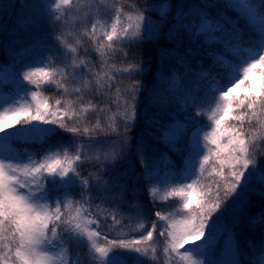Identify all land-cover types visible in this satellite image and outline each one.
Returning a JSON list of instances; mask_svg holds the SVG:
<instances>
[{
	"label": "snow or ice",
	"instance_id": "obj_1",
	"mask_svg": "<svg viewBox=\"0 0 264 264\" xmlns=\"http://www.w3.org/2000/svg\"><path fill=\"white\" fill-rule=\"evenodd\" d=\"M61 3L67 4L68 0H60V3L54 0L52 4L59 9ZM17 6L23 8L26 5H13V7ZM41 7L52 11L51 5H41ZM160 8L164 11L162 14L159 12L157 21L153 20L156 13L149 6L147 15L143 10L134 18L129 14L127 25L121 22L124 13L119 12L110 30L104 33L106 43L99 44L97 51L100 52L101 57H104L106 55L104 50L110 49L114 52V45L118 42L136 43L138 42L136 38L147 41L158 39L164 35V27L170 25L167 37L177 40V46L161 49V59L168 55L176 56L178 67L184 71L189 83L197 84V89L187 88L179 91L171 100L165 99L156 89L152 92V103L160 108V112L157 114L159 118L148 117L147 123L150 128L157 130L158 135L155 136V140L164 144L167 151L154 154L149 151L143 136H128V133L133 131L134 123L139 122L136 107L137 93L141 87L144 88V84L140 82L131 85L126 91L122 104L117 103L118 108H124L123 122L119 131L111 125L107 128H100L97 125L94 130L81 129L77 123L80 116L77 111H73L71 102L67 110L61 113L59 107L63 106L62 101L57 99L55 105L58 107L56 110H50L49 102L37 100L38 93L32 90L31 98L36 101L34 108L22 105L14 111L0 112V133H4L6 127L13 129L17 125L39 122L43 125H54L66 133L87 135L90 139L86 142V147L90 151L95 152L98 148L105 150L103 157L99 155L94 157L92 166L97 168L101 176L108 177L107 186L100 191V185L91 186L90 180L80 179L81 164L79 162L83 155L81 152H74L71 157L65 152L64 159L57 158L33 163L31 167L27 164H6L5 161L0 160V264H54L50 252L57 245L65 248L67 233L85 236L87 224L84 227L81 226L80 210H76L75 216H72L71 212H61L63 198L75 188L74 180L70 178L79 180L84 187L85 191L80 193L82 200L86 196L91 199L93 192H97L106 201H119L132 197L135 195V189L130 191L128 182L123 180L127 171L116 172V163H109V161H116L117 158L127 160L134 156L141 166L140 175L145 180L144 189L147 190L152 183H159V173L162 168L167 169L171 166L169 153L175 152L180 158H184L190 154L189 149L196 147L198 138L201 144V132L197 128L196 118L186 115L183 120L173 118L165 121L164 116L168 115V105L172 100L177 102L183 100L190 112L192 108L200 107L202 102L207 103L210 97L204 96L199 89L201 86L207 88L208 81L213 77L223 81L225 86L232 85L223 92L217 89L219 99L224 103L222 107L217 106V113L213 116L215 126L210 133L206 132L203 135V140L216 148V163L219 169L214 168L213 171L220 179L215 181V187L202 186L198 192L197 182L193 181L180 188H172L167 194L179 195L183 198V208L187 215L177 221L156 210L154 216L157 222L151 223L150 230L146 234H141L139 239H107L109 247H99L93 238L102 235V232L99 231L97 221H88V224L97 225L98 230L87 231V241L90 242L91 250L101 257L102 264L105 261L108 264H124L121 256L127 250L134 251L140 256L147 255L148 251L142 247V244L152 241L154 233L157 238L164 237L169 241L166 252L176 253L184 249L188 255L183 258L194 257L192 264H207L206 259L185 248L190 243L197 245L200 242H203L200 247L201 252L214 247L218 252L228 254L231 264H257L255 259L249 261L245 251L236 242L233 231L225 230L222 224L218 223V214L223 213L231 202L233 221L246 222L259 233L261 244L259 264H264V208L252 213L248 207L254 200L264 201V177L257 181V174L264 173V160L256 166V153L250 150L245 132L242 130L246 120L251 122V118L264 113V54L244 66L242 52L239 49L242 34L234 26L230 15V12L251 11L254 13L255 9L249 0H173L172 3L163 4ZM189 17L200 19L198 30L195 23H188ZM261 24L259 31L261 43H264V18L261 19ZM181 29L188 32L190 41L183 54L178 52L183 44V41L179 40ZM95 31L93 26V35ZM36 46L43 49L41 51L43 57L56 56V48L49 45L47 37L41 38ZM32 50L29 48L22 51ZM18 55L13 46L9 63L0 65V90L7 89L5 77L12 73ZM205 57H210L211 61L206 67H200L196 62L202 61ZM59 62L64 63V60L61 59ZM65 67L72 69L69 72L72 81L79 80L84 86L88 85L89 80L86 77L90 78L93 75L91 61L73 60L71 64H65ZM241 67H243L242 73ZM85 68L88 71H85ZM30 69L32 70L20 71L23 81L28 84L37 85L39 80L54 79V70L46 69L44 66ZM125 71L128 70L125 69ZM254 73H258V79H251V74ZM138 74L130 72L127 78L130 79ZM241 86H244L243 94L233 96L236 89ZM58 87L63 88L65 93L68 92L63 85L58 84ZM116 87L120 86L116 85ZM100 111H107V109H100ZM229 116L232 121L238 122L239 126L227 125L221 128L225 118ZM93 133L96 137L103 136V138L92 139ZM225 137L226 140L221 143ZM43 139L41 137L38 142H42ZM80 143L85 142L80 141ZM4 148L5 145L0 144V150ZM208 160L209 155L204 154L203 159L199 161L201 174L205 171L204 166ZM249 169H253L250 179ZM169 174L170 172L164 171L165 177ZM49 177H59L62 181L68 180L71 187L55 192L51 204L33 202L31 197L45 188V181ZM102 183L105 182L102 181ZM21 190H26L27 195L22 194ZM193 195L197 196L195 207H192ZM57 196L60 199H56ZM159 222H166L162 229Z\"/></svg>",
	"mask_w": 264,
	"mask_h": 264
},
{
	"label": "trees",
	"instance_id": "obj_2",
	"mask_svg": "<svg viewBox=\"0 0 264 264\" xmlns=\"http://www.w3.org/2000/svg\"><path fill=\"white\" fill-rule=\"evenodd\" d=\"M53 2L54 0H15L14 5L25 4L26 6L9 9V0H0V65L9 63L14 46L19 53L16 63L13 65V70L17 75L20 76L21 70L29 71L32 70L30 68L41 66L54 70V79L39 80L38 84L34 86L42 93L44 100L49 102L50 110H56L58 107L55 105L57 99L62 101L63 106L59 107L61 113L67 110L69 102H71L73 111H77L80 116L77 123L81 129L94 130L97 125L100 128H107L111 125L119 131L123 122L124 108H118L117 103H123L125 93L131 85L137 82L144 84V88L141 87L137 93L136 107L139 122L134 123L133 131L128 133V136H143L149 151L154 154L166 152L165 145L155 140V136L158 135L157 130L150 128L147 123L148 117L159 118L157 114L160 112V108L152 103V92L156 89L165 99L171 100L179 91L187 88L197 89V84L195 82L189 83L184 71L178 67L176 56L168 55L163 60L161 59V49L176 48L177 46V40L167 37L170 25L164 27V35L158 39L147 41L136 38L138 41L136 43L118 42L117 45H114V52L110 49L104 50L106 53L104 57H101L97 48L99 44L106 43L104 33L110 30L111 24L116 21L119 12L124 13L121 22L127 25L129 14L133 15L134 18L137 13L143 10L144 14L147 15L149 6H151V10L156 13L153 20L157 21L159 12L162 14L164 11L160 6L170 4L173 0H68L67 4L61 5L60 19L51 22L47 20V8L41 7V5L54 6ZM249 2L255 9L254 13L258 20L251 19L246 12H230L234 26L242 34L239 49L242 52L244 66L264 54V43H261L259 31L262 27L261 19L264 18V0H249ZM199 22L198 17H189L188 23L198 25ZM93 26L96 29L94 35ZM117 27L119 30V25ZM44 37H47L50 46L56 48V56L43 57L41 55L43 49L36 45ZM179 40L183 41V44L178 52L183 54L190 43L186 30H180ZM29 48L33 50L22 51ZM61 59L64 60V63L59 62ZM73 60L92 62L91 71L93 75L90 78L86 77L89 80L87 86H84L79 80L72 81L69 76L72 69L66 68L65 64H71ZM210 61V57H205L196 63L200 67H206ZM84 70L88 71L87 68ZM240 71L242 73L243 67L240 68ZM130 72L139 74L133 75L129 79L127 77ZM251 79H258V73L251 74ZM223 83V81L213 77L208 81L207 88L201 86L199 91L210 99L207 103L202 102L200 107L192 108L190 112L183 100L179 102L172 100L168 105V115L164 116V120L170 121L173 118L183 120L186 115H191L196 118L198 124H215L213 116L217 113V106L222 107L224 103L219 99V92L226 91L227 87L232 86L231 84L225 86ZM58 84L66 87L68 92L65 93L63 88L58 87ZM116 85L120 87L117 88ZM21 87L25 89L29 87V84L24 81ZM7 89L12 91L10 86ZM243 92L244 86H241V88L236 89L233 96L243 94ZM22 93L25 92L22 91ZM100 109H107V111H100ZM227 125L239 126L238 122L232 121L230 116L225 118L221 128ZM52 126L53 129L44 134L42 142H38L40 140L36 139H12V143L19 151L30 150L35 152L36 157H42L44 153L49 152L55 159H64L65 152L69 157L74 152H81L83 155L79 162L81 164L80 179L90 180L91 186L100 185L99 190L102 191L103 187L107 186L108 177L101 176L97 168L92 166V162L97 155L103 157L105 150L98 148L92 152L86 147V142L90 139L89 136L66 133L58 127ZM242 130L245 132L250 150L256 153L255 160L256 166H258L264 160V113L251 118V122L246 120ZM91 138L102 139L103 136L96 137L93 133ZM225 140L226 137L221 143H224ZM80 141L85 143H80ZM214 149L216 152V148ZM169 156L172 162L171 166L167 169L162 168L159 173V183H152L147 190L144 189L145 180L140 175L141 166L136 162L134 156L127 160L117 158L116 161H109V163H116V172L124 173L127 171L123 180L128 182L130 191L135 189V195L119 201H106L97 192H93L91 199L86 196L91 208L90 213L97 221L99 231L102 232L99 237L102 245L109 246L107 239L113 238L112 234L115 232V236L119 235V239H123L126 234L129 235L127 232L133 234L130 237L137 236L142 228L141 225H144L143 230H150L151 223L157 222V218L154 216L156 210H160L162 214H167L169 217L186 216L183 198L167 193L172 188H180L193 181L197 182V191L199 192L202 186L211 185L215 187V181L220 179L215 176L213 171L214 168L219 169L215 153L205 164L203 174L200 173L199 169L190 168L185 164L186 156L180 158L175 152L169 153ZM164 171H168L170 174L165 177ZM252 172L253 169H249V179ZM262 177H264V173H258L257 181L259 182ZM67 187L71 186L68 185ZM63 189L51 187L50 195L53 196L55 192ZM82 191H85L84 187L80 183H75L74 190L69 191L71 194L70 209L63 213L71 212L82 201L80 195ZM191 199L193 201L192 207H195L197 196L193 195ZM232 207V203L229 202L227 209L218 214V223L222 224L225 230L231 229L236 242L245 251L249 261L255 259L259 264L261 255L259 233L246 222H234ZM248 207L250 212L255 213L264 208V201L254 200ZM164 223L166 222L160 224L161 229ZM94 229L98 230L97 225H94ZM151 242L157 247L148 249L152 255L154 254L150 264H164L163 251L169 248V241L164 237L157 238L154 233ZM64 245L71 256L70 264H77V262L78 264H92L87 243L77 242L66 234ZM210 248L208 256L212 258L215 264H218L216 253L218 251L214 247ZM166 255L168 264H184L183 260L172 252L168 251ZM122 256L128 264H140L142 261L140 254L136 252L135 255H132L129 251H124Z\"/></svg>",
	"mask_w": 264,
	"mask_h": 264
},
{
	"label": "rangeland",
	"instance_id": "obj_3",
	"mask_svg": "<svg viewBox=\"0 0 264 264\" xmlns=\"http://www.w3.org/2000/svg\"><path fill=\"white\" fill-rule=\"evenodd\" d=\"M14 2H15V0H9L10 9H13ZM57 3H60V0H57ZM51 8L54 9L56 12H58V16H54L55 13L52 14L53 17H55V20L58 19L59 18V9H56L55 5L51 6ZM50 13H52V11ZM198 28H199V26L196 28V30H198ZM5 79L7 80V83H10L13 86L14 92H3L0 90V112L14 111L17 107L22 106V105H28V106H31L34 108L36 101L32 100L31 91L35 90V88L31 87L29 90L26 91V95H27V99H26L21 95V93L19 91L18 83H20V80L17 78V76L14 74L13 71L10 75L5 77ZM37 93H38L37 100H43L42 95L39 92H37ZM21 119H23V117H21ZM9 120H11V117H9ZM214 126H215V124H206V125L201 124V125L197 126V128L201 132V144L199 143V138H198L196 147L194 149H190V151H189L190 154L186 158V163L188 166L198 167L199 161L203 159L204 154L209 155V158L212 155H214L215 146L208 144L206 141L203 140V135L206 132L210 133ZM50 128H51V125H43V124H40L39 122H32L31 124H28V125H17V127L13 128V129H8L6 127L5 132L0 133V144L5 145V148L3 150H0V160L5 161L6 164L7 163H13V164H17V165L27 164L29 167H31V165L33 163H41V162H44L46 160L54 159V158H52V156L49 153H46L43 160H40V161L35 159L32 156L31 152L26 153V155H22L12 148L11 142L9 141L10 138H13V137L22 138V139L38 138V137H41V135L44 132L48 131ZM209 150H211V151H209ZM29 179H30V177H29ZM48 179L51 180L52 185H53V183H56L55 185L59 184V185L64 187V186L69 184L68 180L62 181L59 177H49ZM70 179H73L75 181V178H70ZM46 187H47V183L45 181V188L41 192L36 193L34 196L31 197L33 202L49 203L50 204L48 191H47ZM21 193L24 195H27L26 190H21ZM56 199H60V197L57 196ZM63 201H64L63 202L64 206L69 205L71 202L70 195L68 194L67 197H64ZM77 209H79L80 213H81V215H80L81 226L84 227V225L87 224V227L85 228V236L82 237L76 233L69 232L70 237L75 238L79 241H85L89 245L88 251L90 254L91 263L92 264H102L101 257L99 256L98 253H95L94 251L91 250L90 242L87 241V237H86L87 231H89V230L95 231L93 228V224L87 223L88 221H94L93 217L90 214L89 205L87 202H82L81 204H79L75 208L72 216L76 215ZM164 215L168 216L167 214H164ZM184 217L185 216H176V217H170V218L172 220L178 221ZM159 223L162 224L163 222H159ZM143 228L144 227H142L139 230V234L136 236L137 239H139L141 237V234H146L144 232ZM127 233L129 235L126 234V237L123 239H119V235L115 236L116 232L112 234L113 238L112 237L111 238L116 239V240L133 239V237H130L133 234H130L129 232H127ZM99 237L100 236L93 238L95 240V243L99 247H109V246L102 245L100 243ZM202 244H203V242H200L197 245L190 243L189 245H186L185 248H186V250L191 251V252L201 256V258L206 259L207 264H212L211 260L208 258V252H207L208 250H210V247L207 248L206 250H204L203 252H201L200 247ZM142 247L147 249L148 254L140 256V258L142 259L140 264H150L151 260L154 258V254L152 255L148 249L156 248L157 246L153 245V243L151 241H149V242L142 244ZM127 251H129L132 255H135L134 251H131V250H127ZM165 253H166V251L164 250L163 254H165ZM216 253H217L218 260H219L220 264H231V259L228 256V254H226L225 252H216ZM166 254H165L164 259H163L164 264H167ZM173 254L180 256L183 259L185 264H192L193 259H194V257H192V256H189L187 259L183 258V257L188 255V253H186L184 249H180L179 252H176ZM50 255L52 256L54 264H69V256H68L66 249L61 248L59 245H57L54 249L51 250ZM121 259L123 260L124 264H128L123 256H121ZM103 264H108V262L105 261V262H103Z\"/></svg>",
	"mask_w": 264,
	"mask_h": 264
}]
</instances>
